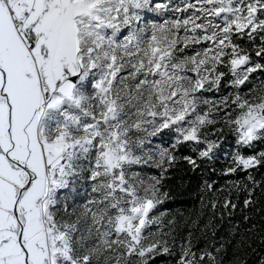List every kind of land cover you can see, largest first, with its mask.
<instances>
[{"label":"snow or ice","instance_id":"1","mask_svg":"<svg viewBox=\"0 0 264 264\" xmlns=\"http://www.w3.org/2000/svg\"><path fill=\"white\" fill-rule=\"evenodd\" d=\"M262 169L264 0H0V264H264Z\"/></svg>","mask_w":264,"mask_h":264},{"label":"trees","instance_id":"2","mask_svg":"<svg viewBox=\"0 0 264 264\" xmlns=\"http://www.w3.org/2000/svg\"><path fill=\"white\" fill-rule=\"evenodd\" d=\"M261 176H264V169H262L261 172L257 174V178L259 179ZM181 181H183L186 184L187 183L191 184V187L188 188L187 191L191 192L192 195H185L184 197L177 199L174 202L166 205V208L173 212L182 211L187 214L190 211H193L199 208V201L196 199L195 193H194V190H195V187L198 181L195 175H193L190 172H185L183 168H180L173 173L172 183L179 184L181 183ZM237 223H240L239 213H237L236 215H233L231 218L226 216L223 221L217 220L216 225L219 230V235L226 236L231 226ZM257 223H259V217H257ZM253 247L257 249V254H259L261 251H264V249L261 248L259 239L256 240ZM254 259H255V256L249 257L250 264Z\"/></svg>","mask_w":264,"mask_h":264}]
</instances>
